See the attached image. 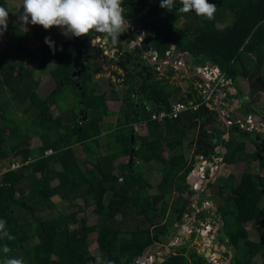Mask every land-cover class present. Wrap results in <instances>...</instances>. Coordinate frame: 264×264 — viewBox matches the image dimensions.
<instances>
[{
	"label": "trees",
	"instance_id": "obj_1",
	"mask_svg": "<svg viewBox=\"0 0 264 264\" xmlns=\"http://www.w3.org/2000/svg\"><path fill=\"white\" fill-rule=\"evenodd\" d=\"M128 2L131 3L127 7L129 12L135 10L143 15V27L154 28L152 33L156 43L153 45L147 39L144 47L152 46L161 54L174 45L175 51L186 53L192 59L202 58L226 78L232 74L233 81L261 74L264 64V0H207L217 6L213 20L199 17L194 11L179 13V0H175L172 11L161 8V0ZM6 3L7 0H0V6ZM22 12L23 7L20 14ZM11 16L9 13L8 19ZM226 18L230 19L229 23L217 28L216 22ZM182 19V25L178 26ZM19 28L22 26L12 27L14 30ZM10 29L8 26L3 35ZM34 35L40 38L45 55L36 61L39 74L50 75L56 83L55 90L48 97H39L40 81L35 79V70L26 67L27 60L35 57L37 51L41 52L40 48L29 51L23 43H18L11 50L10 57L4 53L0 55V173L3 168L1 161L10 164L13 158H20L22 163L29 162L17 171H8L0 176V219L6 221L7 231L15 237L11 241L6 238L0 240V247L6 244L11 249L7 254L0 251V264L5 258H21L24 264H95L97 255L114 264H134L148 249L163 243L185 212L184 193L189 189L187 177L196 159L187 157L183 145L188 133L197 126V120L203 119L196 137L195 155L214 153L219 145L226 152L217 155H221L225 163L235 164L242 161L246 145L233 137L225 142L219 130L214 134L217 139L214 144L205 129L206 125L212 128V114L205 104L196 111L184 112L176 120H152L144 103L150 104L156 112L167 111L172 100L200 102L198 91L192 85L194 88L190 86L186 96L177 98L179 89L175 90L176 93L166 91L169 80H156L153 68L148 67V80L143 93H139V79L135 72L124 63L115 65L105 57L104 51L94 44V31L63 43L72 64L81 62L82 74L77 79L72 77V68L48 70L46 56L50 47L45 43L47 36ZM27 38L26 33L19 36L20 41ZM139 61L145 64L144 60ZM106 64L127 74L122 77L118 72L114 73L127 90L119 112L127 123L119 121L108 125L104 139L103 118L112 115L107 100L116 95L101 92L95 81L102 75ZM260 80L264 84V76ZM70 86L77 93L71 100L67 94L62 97ZM9 90L16 93L14 98L9 97ZM80 111H84L86 121ZM139 123L143 124L146 135L136 133L133 124ZM239 134H245L244 138L249 139L252 135ZM41 135L48 138L50 149L31 147L30 141ZM70 135H74V141L86 153L84 160L75 154L73 147H56L60 139ZM257 136L262 137L263 134L258 132L251 140L255 142ZM207 146L210 148L205 149ZM51 149L57 151L48 156L47 151ZM132 150L135 151L133 154ZM167 150L171 155L164 159L162 153ZM125 157L130 158L128 162H118ZM151 162L161 166L160 179L155 186L138 169L139 165ZM55 164L60 170L55 168ZM56 179L59 183L54 185ZM20 187L26 191L17 196ZM150 189L153 190L151 193ZM225 189L228 192L217 209L226 238L233 246L231 264H254L257 254L264 258V176L242 172L236 182L230 175L217 194L222 196ZM110 192L114 196L106 203ZM174 192L177 195L172 200ZM55 196L75 202L76 206L82 199L86 207H93V212L101 217L104 224L97 238V255L90 251L93 229L88 218L79 220L78 213L72 211L60 213L52 219L40 216V211L56 209L52 200ZM228 204L232 210L227 209ZM227 214L232 215V227L224 221ZM245 223L257 226L258 240L248 238V231L243 226ZM71 225L76 227L71 229ZM60 233L63 238H60ZM34 239H37L36 243L32 241ZM173 251L160 264H204L202 257L194 251L190 250L188 257L185 256L189 251L186 246L175 247ZM41 256L48 257V260L42 262Z\"/></svg>",
	"mask_w": 264,
	"mask_h": 264
},
{
	"label": "rangeland",
	"instance_id": "obj_2",
	"mask_svg": "<svg viewBox=\"0 0 264 264\" xmlns=\"http://www.w3.org/2000/svg\"><path fill=\"white\" fill-rule=\"evenodd\" d=\"M125 1V0H124ZM129 1V0H126ZM8 9L9 13H11V18L8 19V26L11 28V30L9 31L8 34L6 35H2L0 36V55H7V56H11L12 54V49H14L16 47V45L18 43H23L26 48L29 51H34V50H38V48H40V51H37V55L33 58H30L29 60H27L26 62V67H30L34 69V65L36 64V61L38 60V58L40 57H44L45 55L42 53V49L41 47V43L39 42L40 38H36V36L34 34L36 33H40V34H44L43 30L44 28L42 26L39 25H32V24H26L23 23L22 21L19 20V16L20 14V9L23 7V0H7L6 5L4 6ZM128 21L129 24L131 23L130 18L125 17ZM229 18H226L225 20L221 21V22H216V27L217 28H223L225 27L228 23H229ZM20 24H24L22 26V28L19 29H12V27L20 25ZM133 27H129L127 32H131V28H133L135 30V32L133 33L132 36L133 39L138 38V36L136 35V31H139V26H135L132 25ZM178 26H180V24L178 23ZM46 31V36L50 37L52 41H54V51H64V47H63V43L67 40L73 39L75 37H66L64 35L61 34V29L59 27L53 26L51 29L49 30H45ZM26 32H28L29 36L27 38V40H23L20 41L19 40V36H23ZM122 42L125 43V38L122 39ZM106 46V50H107ZM98 49L101 50V47H98ZM173 50V49H171ZM49 52V51H48ZM47 52V53H48ZM47 58V63H48V70H54L57 67H59L58 65H56L55 61L52 60V57L50 56H46ZM66 61L68 62V64H66ZM188 65V66H187ZM186 67L191 69L193 66L191 64H187ZM63 66L64 67H68V68H72L74 64L70 65V62L68 60V58L66 57L65 62L63 61ZM71 66V67H70ZM206 66V65H205ZM104 71L102 73L101 76H97L95 78V81L97 82V84H99L100 86V91L101 92H107L109 94V96H112V94H116L114 97H109V99L107 100V105L109 108V111L112 113V115L104 117L103 118V122H102V129H103V135L102 138L105 139L106 133L108 132V128L107 126L110 124H117L119 121H122L123 124L127 123V120L123 117H121V107L124 103V97H126V87L124 86V84L120 81L117 80V77L114 76V73H116L117 71H119L118 68H115V66H109V65H104L103 66ZM18 71L16 70L15 73H17ZM261 76H264V64L262 65L261 68ZM120 74V73H119ZM35 79H39L38 81H40V89L38 91L40 97L45 98L48 97V95H50L54 89L56 88V83L54 82L53 79H51L50 75H40L39 71L37 70L36 74H34ZM173 80H171L170 77H166L169 80V83L166 87V91H174L179 89V92L176 94L177 98L179 97H183L186 96L187 90L190 86H194V83L197 82L199 83L196 79H186V78H182V76H184L183 73L180 74H174L173 75ZM162 79H165V77H161ZM241 80V79H240ZM236 83V82H235ZM240 83V82H238ZM243 85L238 88L237 86H234L235 88H238L239 90H241L242 88H248L247 84L244 82H242ZM140 85V84H139ZM141 86V85H140ZM192 86V87H193ZM194 88V87H193ZM64 95L62 97H65L67 94V98L69 100L72 99V95L73 97L77 96L76 91L74 90V88L72 86L68 87L65 92H63ZM176 93V92H175ZM255 94H252V97L248 99H245L242 103H240L239 99L241 97L244 96H232L230 97V101L231 99H236L238 98L236 101L238 102V106H235V108H240V106L243 109V112H250V113H262L264 114V92H254ZM8 95L10 98H14V96L16 95V93L13 90H9L8 91ZM173 101V100H172ZM175 101V100H174ZM229 101V104H230ZM246 108V111H245ZM55 113L58 114V111L56 109H54ZM21 118V117H20ZM29 118H26V120H28ZM202 120L203 119H199L197 126L195 127V129H193L192 131H190L188 133V137L187 139L184 141V145H183V149L184 152L186 153L187 157H189V155L191 154V150L196 148L195 145V140L197 137V132H198V128L199 126H201L202 124ZM144 126H142L140 123L138 125L135 126V131L138 135L143 136V134H145L144 131ZM252 133H258L257 131H252L249 134ZM147 134V133H146ZM145 134V135H146ZM230 135H232V137L236 140L239 141H243L244 144L246 145L245 148V154L242 158L241 162L236 163L235 165H230V166H226L224 167V170L219 171V173L212 178L211 184L207 185L206 188L204 189V191L201 190V192H203L202 194L209 196V205L207 206V210H213L216 209L217 206L219 205V203H221V199L226 197V194L228 192V190H222V196L218 195L217 193L219 192V188L224 186L225 180L227 178V176L233 175L235 177V181L237 182L240 178V175L242 172H251V173H255V174H259L260 176H264V168L262 167L264 164V159H260V152L258 147L255 145L256 141L254 142V140H251L253 137L251 135L250 139L249 137L244 138L245 134H243V136H239V132L235 131L234 127L231 128L230 130ZM40 138H33L30 141V144L33 148H40V149H50V143L49 145L48 142V138L44 137L43 142L41 143V141L39 140ZM74 135H70V138L68 139V143L70 140L74 141ZM75 142V141H74ZM65 147L67 146L66 141H61L57 144L56 147ZM55 148V147H54ZM74 149H76V152L78 155L83 156V151L82 148L77 145L74 147ZM49 152V151H47ZM105 152V151H103ZM46 154V153H45ZM171 155L170 151H164V153H162V157L164 159H167L169 156ZM129 157H125L120 159L118 162H128L129 161ZM12 162L15 161H19L20 158L17 159H12ZM12 162L10 164H12ZM21 162V161H19ZM1 164L3 166V168H8L9 167V162L8 161H1ZM139 171H141L142 175L144 176V178L146 180H148V182L152 185L155 186L159 179H160V169L161 166L160 164H156V163H147V164H142L139 165L138 167ZM40 176V174L38 175ZM55 182V181H54ZM55 184V183H54ZM26 191V188H19V191L17 193V196H19L20 194H24ZM150 193L153 191L152 189L148 190ZM176 192V191H175ZM173 193L171 195L172 200L173 198L176 197L177 193ZM201 192H196L197 193H201ZM184 195H186V200H185V210L186 208H188L190 205L192 206L195 198L192 197L188 190L184 193ZM114 194L113 192H110L107 195L106 198V203H108L109 198L113 197ZM55 204H56V209L54 210H45V211H40V216L46 219H52L55 217H58L60 213H65V214H69L72 212H74L75 210L82 209L83 210L81 212H79L78 216H79V220H81L82 218H88V222H89V226L93 229V234H91V240H92V245L90 247V251L93 255H97L99 253L98 251V242H97V238L99 235V232L101 230V226L104 224V222L102 221L101 217L97 214H95L93 212V207H86L85 202L81 199L80 203L78 206H76L75 202H67L64 200H61L60 197H54L52 199ZM172 200H170L169 203H172ZM81 204V205H80ZM227 209L228 210H232V206L231 204L227 205ZM206 214H208V211H206ZM224 221L226 222V225L228 226H233L234 222H233V218L231 214H227L224 218ZM178 224V223H177ZM174 226V228L171 230L170 232V236H172L173 234H176L179 231V226ZM197 225V224H196ZM76 226L71 225L70 228L74 229ZM244 228H246V230L248 231V238L252 241H256L258 240V229L257 226L255 224L249 223V224H245ZM223 231V229L221 230ZM60 238H63L64 236H62V233H60ZM185 236V235H184ZM186 239L182 240L181 242H179L178 245L180 246H186L187 249L189 250L185 256L188 257V254L191 251H194L197 255H199L200 257H202L203 262L205 261V257L203 254H205V249L207 248V244L209 241V238L207 237V235L204 236H194V237H188L185 236ZM165 242H168L167 237L163 239ZM34 243L37 242V239L32 240ZM242 243V241H241ZM174 248V247H172ZM153 251L157 250V247H153L152 248ZM152 250H150L152 252ZM225 250H223L221 247L218 248V252H224ZM229 255L228 256H233L234 254V250H229ZM207 257V256H206ZM40 259H42V262L48 260V257L46 256H41ZM207 259V258H206ZM225 263L229 262V257L226 258V260L224 261ZM224 262H219V264H224ZM254 264H264V258L263 256H261L260 254H257L256 257L253 259ZM93 264V263H91ZM158 264V263H156Z\"/></svg>",
	"mask_w": 264,
	"mask_h": 264
},
{
	"label": "built area",
	"instance_id": "obj_3",
	"mask_svg": "<svg viewBox=\"0 0 264 264\" xmlns=\"http://www.w3.org/2000/svg\"><path fill=\"white\" fill-rule=\"evenodd\" d=\"M136 33L138 34L139 31H136ZM96 42L99 44V47H101V50L104 51V55H108L105 51V42L101 38H97ZM139 44L140 39L138 37L132 42L133 49ZM171 49H173V47L162 54H159L156 49L147 52L141 50L139 52V59L145 60L148 57L150 61L156 65L159 78L169 74L173 77L175 73L177 75L183 73L186 78L196 79L199 83H195L194 87L198 91V97L201 101L198 103H195L194 100L188 102L172 101L169 110L159 112H156L150 104L144 103L143 106L146 112L150 113V118L152 120L158 122H162L165 119L176 120L184 112L189 110L196 111L201 104H205L212 114V128L209 127L207 133L215 134V132L219 130L222 132L221 137L225 142L231 137L230 130L232 127H234L237 132L251 133L252 131H257L261 133L262 131L264 134V114L239 112L238 108H229L230 97L235 96L236 89L240 87L241 83H238L240 82L239 79L233 81L231 78H226L219 69L209 64L193 66L191 69H183L182 62L184 58L187 57V54ZM114 53L115 52H113V54ZM172 55H176V61L173 64L170 61ZM136 125L138 124H133L134 128ZM222 151V146L216 147L214 153L211 151L208 155H195L194 149L191 150L189 157H195L196 163L187 177V179H192L188 192L195 198V201L192 206L190 205L186 208L181 220L173 225L174 228L178 223L177 226L180 228L179 231L176 234L172 233V236H167L168 242L163 241V243L155 244L157 247L156 251H153L152 248L148 249L143 255L136 259L134 264H160V259H165L170 253H173L172 247L175 248L180 246L178 244L186 239L185 236L192 238L200 235H207L209 238L207 248L204 250L205 254H203L205 257L204 264H219L220 261L224 262L227 257H229V262H224V264H231L232 257L228 256L231 252H229L227 247L218 246L217 244V241L223 242L221 237L223 231L216 225V223H219V216H217L216 209L207 210V206L210 202L209 196L201 192V190L204 191L207 185L211 184L212 178L215 177L219 171L223 170V159L221 155H217ZM49 153H51V151H49ZM26 164H28V162H14L8 168H2L0 176L8 171H17ZM196 192L201 193L196 194ZM206 211H208V214H206ZM220 247L225 251L219 253L218 248ZM150 250H152V252Z\"/></svg>",
	"mask_w": 264,
	"mask_h": 264
},
{
	"label": "clouds",
	"instance_id": "obj_4",
	"mask_svg": "<svg viewBox=\"0 0 264 264\" xmlns=\"http://www.w3.org/2000/svg\"><path fill=\"white\" fill-rule=\"evenodd\" d=\"M123 1L124 0H23V12L19 16V20L26 24L30 23L32 25L42 26L45 30H49L53 26L59 27L61 29V34L66 37H83L94 31L95 33L102 34V37L96 36L94 40V44L97 47H99V44L96 42L97 38H101L102 40L104 38L105 40H110L112 44H116L118 43L121 34L127 32L130 27L129 21L125 18L128 16L124 15L125 11L122 7ZM179 3L181 5L178 8L179 13H188L190 11H194L197 16L204 19L213 20L215 18L217 6L215 4L208 3L207 0H179ZM174 5L175 0H161L160 2V7L169 11L173 10ZM8 17V9L4 6H0V36H2L7 30ZM45 43L54 50V41H52L50 37H45ZM105 44L108 46V42H105ZM188 56L189 55H187V57ZM193 59L198 61L197 58ZM191 65L194 66L193 63H191ZM245 80L241 78L240 83L241 81L244 82ZM208 128L209 125H206V132ZM208 134L209 138L210 135H212L211 139L213 140L214 134ZM254 134L255 133H253L252 137ZM214 139L215 144L217 139ZM207 147L205 149L210 148ZM222 149L223 151L221 153L225 154L226 149L224 147H222ZM235 164H227L223 161L222 169L224 170V167ZM228 177L229 176H227V178ZM217 208L216 213L217 216H219V222L221 223V217ZM5 238L9 241L15 239V237L10 235V233L7 231L6 221L0 219V240ZM0 251H2L4 254H7L11 251V249L5 244L0 247ZM2 264H24V261L21 258H5L2 261ZM95 264H114V262L111 260L104 261L100 255H97L95 258Z\"/></svg>",
	"mask_w": 264,
	"mask_h": 264
},
{
	"label": "flooded vegetation",
	"instance_id": "obj_5",
	"mask_svg": "<svg viewBox=\"0 0 264 264\" xmlns=\"http://www.w3.org/2000/svg\"><path fill=\"white\" fill-rule=\"evenodd\" d=\"M130 6H131L130 2H128L126 0L123 1L122 7L124 8V11H125L124 15L128 16V18H130V21H131L130 27H133L132 25L140 27L139 33L136 34L139 37V39H140V44L133 49L132 42L135 41L136 39H133L134 36H132V34L135 32V30L131 28V30H132L131 32H125V33L121 34L118 43L112 44V42L110 40L108 41L107 50L105 48V51L108 53V55H104V56L107 57L110 61H113L115 65H118L120 63H124L125 65H127V67L131 71H134L136 76L139 79V82L137 83V85L139 86V93H143V91L140 92V90H141V86L140 85H142V83L144 81L147 82V80H148V77H147V73H149L148 72V70H149L148 67L153 68L152 69L153 70V75H154L156 80L159 79V76H158L157 71H156V68H157L156 65H154L150 61V59L148 57L144 60L145 64H143L141 61H139V52L141 50L145 51V52L150 51V50H155V49L152 48V46H149L147 48L144 47V41L147 40V39H150V43L154 45L156 43V40H155V38L153 36V33H152L154 28L147 29V28L143 27V23H144L142 21L143 15H139L138 13H136L135 10H132V11L129 12L127 7H130ZM135 15L139 16V18L142 21V25H140V22L136 18ZM182 21H183V19L181 21H179L180 26L182 25ZM123 38H125V43L122 42ZM152 41L154 43H152ZM117 45L121 48V52H118L117 49L115 48V46H117ZM113 52L119 53V54H117L119 56V58L128 54V55L133 57V60L129 62V65L126 63V61H127L126 59L124 61H121L120 59H117L118 62H116V60L114 59V55L115 54H113ZM163 52H165V51H162L161 54ZM197 59H198V61H200L202 63V65L205 64V62H204V60L202 58H197ZM188 60H189V58H187V57L184 58V60L182 62L183 69H186L187 68L186 65L190 64V63L187 62ZM170 61L173 64L176 61V55H172L171 58H170ZM115 68H118V67L115 66ZM119 71L120 72H118V71L117 72L120 73L119 75H121L122 77H126L127 76V74L123 70L119 69ZM80 72L82 74V65L81 64H80ZM191 76H193V75H191ZM166 77H170V74L165 76V79H167ZM173 77H171L170 79L173 80ZM182 77L186 78L185 75L182 76ZM77 78H74V79H77ZM186 79H194V78H186ZM260 79H261V77H259V73L258 74L256 73L254 76L248 78L247 80H245V83L247 84L248 88H242L244 90L236 89V91H235L236 94L235 95L238 96L240 93H242V96H244L245 99L249 100V98L252 97V94H255L254 92H264V84L261 82ZM195 83H197V82H195ZM241 85H242V83H241ZM143 90H144V88H143ZM238 98H236V100ZM229 108L231 109L230 105H229ZM257 137H259V140H256ZM257 137L255 138V141L257 143V146L259 145L258 146V149H259V152H260L259 153L260 154L259 158L260 159H264V154L262 153V147L264 146V134H263L262 137H260V136H257ZM261 142H262V144H261ZM216 225H218V227H220V229L224 228L222 222L221 223L220 222L216 223ZM221 237H222L223 242L217 241L218 246H225V247H227L228 250L232 251L233 247L229 244V241L226 238V235L224 233H222ZM229 247H231V249H229Z\"/></svg>",
	"mask_w": 264,
	"mask_h": 264
},
{
	"label": "crops",
	"instance_id": "obj_6",
	"mask_svg": "<svg viewBox=\"0 0 264 264\" xmlns=\"http://www.w3.org/2000/svg\"><path fill=\"white\" fill-rule=\"evenodd\" d=\"M21 26H23L24 24H20ZM11 30V29H10ZM43 32H44V34H46V31H45V29L43 30ZM26 34H29L28 32H26ZM30 35V34H29ZM28 35V36H29ZM49 52L47 53L48 54V56H50V57H52V60H54L55 61V63H56V65H58L59 67H62V68H66V69H68V67H64L63 66V61L65 62V60H66V57L68 58V60H69V62H70V65L72 64V61H71V59H70V56H69V54H68V52L67 51H61V53H60V51H54L53 49H51V48H49ZM66 64H68V62L66 61ZM49 66V65H48ZM34 70H35V74H36V72H37V70H38V66H37V64H35L34 65ZM259 77H261V74H259ZM51 79H53V78H51ZM37 80H39V79H37ZM54 80V79H53ZM55 82V81H54ZM241 83H242V81H241ZM242 85H243V83H242ZM241 85V86H242ZM246 88V87H245ZM40 89V88H39ZM39 89H38V91H39ZM55 90V89H54ZM242 90H244V89H242ZM37 91V92H38ZM38 95H39V93H38ZM49 96V95H48ZM39 97H40V95H39ZM244 100H245V98H244ZM239 101H240V99H239ZM230 106H231V108L232 109H236L235 108V106H238V102L236 101V99H231V101H230ZM239 109V112H243V109H242V107L240 106V108H238ZM245 111H246V108H245ZM247 112V111H246ZM261 133L263 134V132L261 131ZM44 135L42 136H36V137H34V138H40L39 140L41 141V143L43 142V139H44ZM70 138V136H67V137H64V138H62V139H60V142L61 141H63V140H65L66 141V143H67V146L66 147H64V148H67V147H75V146H77V145H79L81 148H82V146L80 145V144H78L77 142H74V141H72V140H70L69 141V143H68V139ZM32 147V146H31ZM33 148V147H32ZM35 149V148H34ZM36 149H37V147H36ZM49 151H51V153H47V155L48 156H50L51 154H53V152H55V151H57V150H54V149H51V150H49ZM74 151H75V154L81 159V160H84L85 158H86V153L83 151V148H82V151H83V156H80V155H78L77 154V152H76V149H74ZM20 161V160H19ZM15 162H18V161H15ZM13 163V162H12ZM29 163V162H28ZM55 168L56 169H58V170H60V168L58 167V165H56L55 164ZM55 183V184H54ZM59 183V181L56 179L55 180V182H53V184L54 185H56V184H58ZM28 192V191H27ZM55 197H60V196H55ZM54 198V197H53ZM61 199V198H60ZM62 200V199H61ZM81 200V199H80ZM80 200H78L77 201V203L79 204L81 201ZM64 201H66V200H64ZM54 202V201H53ZM68 202V201H67ZM55 203V202H54ZM81 205V204H80ZM83 210V208L82 209H79V207H78V210H75L74 212H77L78 214H79V212H81ZM79 211V212H78ZM79 217V216H78ZM245 224H249V223H245ZM245 224H243V226L245 225ZM246 229V228H245Z\"/></svg>",
	"mask_w": 264,
	"mask_h": 264
},
{
	"label": "water",
	"instance_id": "obj_7",
	"mask_svg": "<svg viewBox=\"0 0 264 264\" xmlns=\"http://www.w3.org/2000/svg\"><path fill=\"white\" fill-rule=\"evenodd\" d=\"M135 16H136V18L139 20L140 25H142V21H141V19L139 18V16H138V15H135ZM96 36L102 37V34L96 33ZM103 40H104L105 42H108V40H105L104 38H103ZM152 43H154V42L152 41ZM172 47H173V49H174V46H172ZM115 48L117 49L118 52H121V48H120L118 45L115 46ZM187 58H189L188 62H189V63H193L194 66H201V65H202V63H201L200 61H195V59H192L191 56H188ZM114 59L116 60V62H118L117 59H120L121 61H124V60L126 59V60H127L126 63L129 65V62L133 60V57L127 54V55H124V56H122V57L119 58V56H118L117 54H115V55H114ZM80 64H81L80 62H77V63L74 64V67H73V68H74V73H73V75H72L73 78H77V77H80V76H81V72H80ZM232 76H233L232 74L229 75L230 78H231ZM256 76H257V75H256ZM145 84H146V82L144 81V82L142 83V85H141V90H140V92L143 91V88H144ZM77 88H78V86H77ZM78 89H79V91H82L81 88H78ZM241 95H242V93L239 94V96H241ZM82 97H84V94H82ZM243 101H244V97H241V98H240V103H242ZM80 115H81V116H84V117H83V120H84V121L87 120V117L85 116L84 111H80ZM80 130H81V128H80ZM211 137H212V135H210V138H211ZM133 139H134V136H132V140H133ZM256 140H259V137H257ZM212 141H213V143H214V142H215V139L213 138ZM261 144H262V142H261ZM208 147H209V146H208ZM208 147H207V148H208ZM134 152H135V151L132 150V154H133ZM262 153L264 154V146L262 147ZM132 160H133V157L131 158L130 163H132ZM263 167H264V164H263ZM191 181H192V179H191V180H190V179H187V183H188L189 185H190ZM263 193H264V192H263ZM230 249H231V247H230ZM163 261H164V259L161 258L159 262L162 263Z\"/></svg>",
	"mask_w": 264,
	"mask_h": 264
},
{
	"label": "bare ground",
	"instance_id": "obj_8",
	"mask_svg": "<svg viewBox=\"0 0 264 264\" xmlns=\"http://www.w3.org/2000/svg\"><path fill=\"white\" fill-rule=\"evenodd\" d=\"M141 35V34H140ZM188 66V65H187Z\"/></svg>",
	"mask_w": 264,
	"mask_h": 264
}]
</instances>
